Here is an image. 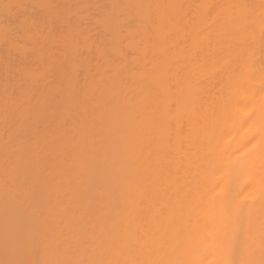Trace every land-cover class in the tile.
I'll return each mask as SVG.
<instances>
[{
	"label": "bare ground",
	"instance_id": "bare-ground-1",
	"mask_svg": "<svg viewBox=\"0 0 264 264\" xmlns=\"http://www.w3.org/2000/svg\"><path fill=\"white\" fill-rule=\"evenodd\" d=\"M0 264H264V0H0Z\"/></svg>",
	"mask_w": 264,
	"mask_h": 264
}]
</instances>
